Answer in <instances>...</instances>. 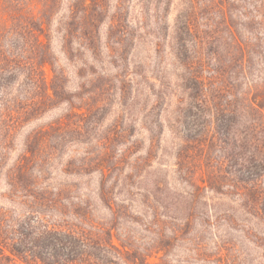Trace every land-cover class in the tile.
Returning <instances> with one entry per match:
<instances>
[{
    "label": "rangeland",
    "instance_id": "374dc122",
    "mask_svg": "<svg viewBox=\"0 0 264 264\" xmlns=\"http://www.w3.org/2000/svg\"><path fill=\"white\" fill-rule=\"evenodd\" d=\"M81 1L0 0V68L2 56L9 66L0 72V214L14 222L29 194L62 192L72 203L89 202L100 219L107 216L96 198L103 191L126 214L121 227L141 238L129 217L146 220L148 209L158 208L180 227L192 217L166 258L152 262L217 264L231 240L237 264H264L260 250L228 235L220 195L192 197L176 159L189 100L187 70L176 57L177 22L194 18L207 42L188 38L183 57H203L210 68L221 59L239 96L248 81L264 78V44L252 41L264 32L256 1L95 0L102 11L90 8L100 20L94 37L72 20ZM221 6L234 35L258 47L245 77L220 29ZM208 28L220 32L213 44ZM34 65L40 69L33 74L26 68ZM103 167L108 178L101 184ZM246 246L249 254L240 251Z\"/></svg>",
    "mask_w": 264,
    "mask_h": 264
},
{
    "label": "trees",
    "instance_id": "16d2710c",
    "mask_svg": "<svg viewBox=\"0 0 264 264\" xmlns=\"http://www.w3.org/2000/svg\"><path fill=\"white\" fill-rule=\"evenodd\" d=\"M255 1L264 31V0ZM80 4V16H72V20H76L84 37H94L100 20L90 8L98 7L101 12L102 6L95 0ZM218 11L225 28L220 29L229 33L239 74L245 77L251 72V58L258 47L251 48L254 45L248 39L239 40L223 7ZM208 29L213 44L220 32ZM176 32L181 46L176 57L187 70L184 87L189 96L183 145L176 156L178 166L185 173L193 198L204 192L223 198L227 210L221 219L231 231L228 235H239L242 243L260 250L264 260V78L259 84L248 81L238 96L228 82L230 73L222 71L221 59L214 58L216 65L210 68L203 57L191 63L183 57L188 38L198 35L199 43H207L194 18L179 20ZM252 41L264 44V32ZM1 61L3 73L9 66L5 56ZM26 69L34 74L40 68L34 65ZM189 114H193L192 118ZM13 132L11 127L6 129V135ZM105 171L107 168L103 167L101 184L108 178ZM28 197L24 202L26 212L16 221L0 214V264H161L152 260L163 261L174 242L189 230L192 220L188 217L184 227H180L158 208L148 209L146 220L129 217L130 223L143 232L141 238L121 227L119 220L126 214L103 191L96 198L107 216L100 219L89 202L78 199V203H72L62 192ZM234 244L227 240L224 260L217 264H237ZM247 246L240 251L249 254Z\"/></svg>",
    "mask_w": 264,
    "mask_h": 264
}]
</instances>
